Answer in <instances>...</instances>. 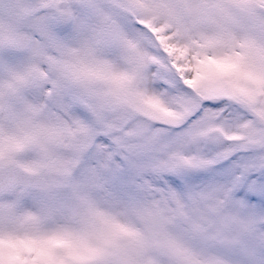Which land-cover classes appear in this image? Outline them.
I'll use <instances>...</instances> for the list:
<instances>
[{
	"label": "snow or ice",
	"instance_id": "6c2138e0",
	"mask_svg": "<svg viewBox=\"0 0 264 264\" xmlns=\"http://www.w3.org/2000/svg\"><path fill=\"white\" fill-rule=\"evenodd\" d=\"M0 264H264V0H0Z\"/></svg>",
	"mask_w": 264,
	"mask_h": 264
}]
</instances>
